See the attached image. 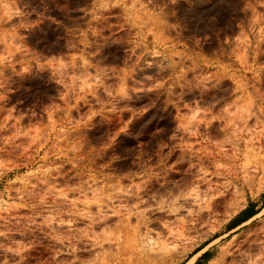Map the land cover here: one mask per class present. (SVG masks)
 <instances>
[{
    "label": "rangeland",
    "instance_id": "1",
    "mask_svg": "<svg viewBox=\"0 0 264 264\" xmlns=\"http://www.w3.org/2000/svg\"><path fill=\"white\" fill-rule=\"evenodd\" d=\"M263 119L264 0H0V264H264Z\"/></svg>",
    "mask_w": 264,
    "mask_h": 264
},
{
    "label": "bare ground",
    "instance_id": "2",
    "mask_svg": "<svg viewBox=\"0 0 264 264\" xmlns=\"http://www.w3.org/2000/svg\"><path fill=\"white\" fill-rule=\"evenodd\" d=\"M246 111L248 112V113L246 112L247 114H249V113L251 112L250 110H246ZM249 111H250V112H249ZM252 113H253V112H252ZM256 114H257V113H255V114H254V113H253V114L250 113V116H253V115H254V117H257ZM255 115H256V116H255ZM246 116H247V115H245V117H246ZM250 116H249V118H250ZM261 116H262V115H261ZM245 117H244V118H245ZM239 118H240V121L244 120L242 117H239ZM241 118H242V119H241ZM251 118H253V117H251ZM254 119H256V120L259 119V120H260V118H258V117H257V118H254ZM254 119H253V120H254ZM261 120H262V118H261ZM230 121H231V120H229V122H230ZM263 121H264V119H263ZM263 121H262V123H264ZM246 122H248V120H246ZM256 122H257V123H255V121H254V123H253V125L256 124V127H258V126L262 127V126H263V125H262V126L260 125V124H262V123H259V124H258V121H256ZM259 122H260V121H259ZM227 123H228V121L226 122V125H227ZM242 123H243V122H242ZM242 123H241V124H242ZM244 123H245V120H244ZM244 123H243V124H244ZM250 123H251V122H250ZM246 124H248V123H246ZM226 125H225V126H226ZM249 125H250V124H248V126H249ZM251 125H252V124H251ZM241 126H242V125H241ZM243 126H244V125H243ZM248 126H247V127H248ZM247 127H245V128H247ZM251 127H252V126H250L249 128H247V129H246V132H247L248 129L251 130V131L248 130V132H252L253 129H252ZM254 127H255V126H254ZM239 128H240V127H239ZM241 128L243 129V127H241ZM241 128H240V129H241ZM263 128H264V127H263ZM239 131H241V130H239ZM255 131H256V130H255ZM255 131H254V132H255ZM242 132H243L244 134L246 133V132H244V131H242ZM259 132H260V131H259ZM240 133H241V132H240ZM238 134H239V133H238ZM249 134H250V133H249ZM253 134L255 135L256 132L253 133ZM258 134H259V133H258ZM239 135H240V134H239ZM242 135H243V134H242ZM242 135H241V138H239L240 140L237 139L238 141H241V140H244V139H245V138H244V139L242 138ZM254 135H253V137H254ZM259 135H263V134H259ZM244 136H245V135H244ZM244 136H243V137H244ZM247 136H248V138H249V135H247ZM251 136H252V135H251ZM255 136H256V135H255ZM258 137H259V138H257V140L259 141V140H260V136H258ZM234 138H235V137H233V139H234ZM236 138H237V136H236ZM254 138H255V137H254ZM249 139H251V138H249ZM249 139H248V140H249ZM244 141H247V139L244 140ZM250 141H251V140H249L248 142H250ZM261 141H262V140H261ZM241 142H242V141H241ZM256 142H257V141H256ZM259 142H260V141H259ZM251 143H252V142H250V144H251ZM253 143H254V142H253ZM261 143H262V142H261ZM246 145H248V144H246ZM254 145H255V144H254ZM261 146H262V144H261ZM248 147H249V146H248ZM194 157H195V156H194ZM197 157H198V156H197ZM199 157H200V156H199ZM239 157H240V156H233V157H231V156H218V157H217V156H211L213 163L216 162V159H219V160H227L228 162H230V164H234V163H236L237 161H239V160H240ZM194 159H195V158H194ZM198 159H199V161H200L199 165H202V164H205V163H206L205 159H209V157H208V156H206V157L204 156V157H201V158H198ZM195 160H196V159H195ZM210 161H211V159H210ZM210 161H209V162H210ZM227 161H225V162H227ZM192 162H193V161H192ZM192 162H191V164H193ZM196 162H197V161H196ZM213 163H212V164H213ZM218 164H219V163H217V164H213L212 166H214V165L217 166ZM228 164H229V163H228ZM216 166H214V169H213L214 171H213L212 173L210 172L211 175H214V174L218 173V170H220L218 167H217V168H218V169H217ZM218 166H219V165H218ZM204 167H205V166H204ZM219 167H220V166H219ZM192 169H194V168H192ZM192 169H191V172H192ZM208 169H210V168L208 167ZM211 169H212V168H211ZM204 170H205V169H204ZM204 170H203V171H204ZM193 171H194V170H193ZM203 171H202V172H203ZM195 172H196V171H194V174H195ZM207 172H208V171L206 170V173H207ZM192 173H193V172H192ZM206 173H205V171H204V173H203V177L201 178V180H198V183H203V182H205V181L208 179ZM200 174H201V173H200ZM201 175H202V174H201ZM193 176H194V177H193ZM193 176L191 175V188H192L191 191L194 190V187L196 186V184H195V186H194V179H192V178H195V175H193ZM196 177H197V175H196ZM198 177H199V174H198ZM198 177L195 179L196 181H197ZM156 182H157V181H156ZM153 184H154V183H153ZM153 184H151V185H153ZM192 184H193V185H192ZM157 185H158V184H157ZM193 186H194V187H193ZM150 189H151V188H150ZM150 189H149V190H150ZM155 189H157V188H155ZM173 189H174V190H173ZM151 190H152V189H151ZM151 190H150V193L152 192ZM172 190H173V191H171V192H174V191L176 190V187L172 188ZM147 191H148V190H147ZM153 191H154V189H153ZM155 191H156V190H155ZM157 191H158V190H157ZM159 191H160V190H159ZM147 193H149V192H147ZM157 193H158V192H157ZM146 195H147V194H146ZM191 195H192V193H191ZM130 211L132 212V209H131ZM131 212H130V214H131ZM129 216H131V215H129ZM92 226H93V228H96V226H98V225L95 224V223H92ZM108 238H109V237H108ZM108 238H107V237H104L103 239H104V240H107ZM109 240H110V238L108 239V241H109ZM102 242H103V241H102ZM228 263H229V262H228ZM228 263H227V264H228ZM257 263H258V262H257Z\"/></svg>",
    "mask_w": 264,
    "mask_h": 264
},
{
    "label": "trees",
    "instance_id": "3",
    "mask_svg": "<svg viewBox=\"0 0 264 264\" xmlns=\"http://www.w3.org/2000/svg\"><path fill=\"white\" fill-rule=\"evenodd\" d=\"M259 211L256 210V206L254 204H251L246 210H244L238 217L235 224L241 225L243 223L248 222L250 219L255 217ZM236 225V226H237ZM211 253L206 252L204 253L195 264H207L211 259Z\"/></svg>",
    "mask_w": 264,
    "mask_h": 264
}]
</instances>
